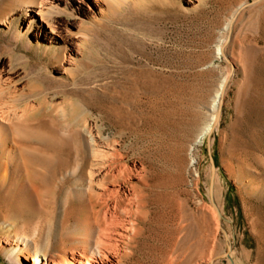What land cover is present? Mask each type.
I'll use <instances>...</instances> for the list:
<instances>
[{
    "label": "rangeland",
    "instance_id": "1",
    "mask_svg": "<svg viewBox=\"0 0 264 264\" xmlns=\"http://www.w3.org/2000/svg\"><path fill=\"white\" fill-rule=\"evenodd\" d=\"M8 1L0 0L1 17ZM82 18L73 31L86 38L72 64L60 60V45L17 33L18 20L0 23L4 101L16 110L31 106L36 132L25 142L56 155L55 162L35 158L46 173L38 182L49 187L40 204L17 214L0 195V264H26L6 238L46 257L76 242L78 195L91 190L81 176L89 124L146 169V184L138 183L146 204L141 232L123 264L187 261L191 231L213 208L211 157L222 215L215 251L227 252L211 264H264V193L243 187L246 180L264 185V0H129ZM241 48L253 72L244 83L240 65L229 61ZM219 110L209 147L202 132Z\"/></svg>",
    "mask_w": 264,
    "mask_h": 264
},
{
    "label": "bare ground",
    "instance_id": "2",
    "mask_svg": "<svg viewBox=\"0 0 264 264\" xmlns=\"http://www.w3.org/2000/svg\"><path fill=\"white\" fill-rule=\"evenodd\" d=\"M186 1L193 3L197 0ZM128 3L129 0H9L6 14L0 16V23L9 26V22L16 23L18 20L17 33L22 32L23 35L31 32L37 42L44 39L60 45V60L72 64L76 60L75 55L82 51L86 38L85 34L73 31V27H83L82 17H96L99 13L121 8ZM62 14L74 19L60 18ZM222 52H225L224 44L218 47V53ZM238 53L236 63L229 61L232 67L240 65L244 79L241 83H244L253 79V72L247 69L242 48ZM230 76L217 95L219 108ZM4 77L3 67L0 66V195L5 207L23 214L29 208L28 202L40 204L43 196L49 192V187L38 182V178L46 173L35 162L36 156H40L41 161L55 162L56 155L41 153L25 142L36 132L29 126L34 111L31 106L16 110L5 103ZM70 113L73 115L74 110ZM216 118V114L212 116L204 127L203 135L212 130ZM87 127L90 155L81 176L88 181L91 190L78 195L75 221L80 232L72 236L76 242L46 257L28 249H19V244L6 238L4 246L12 249L10 254L22 251L20 254L26 264H123L132 243L141 232L140 223L146 204L143 187L138 183L147 182L145 167L138 161L128 160L114 142H106L95 133L93 126L89 124ZM53 140L59 144L55 137ZM214 185L215 177L211 169L209 192L213 208L205 211L202 224L196 230L192 229V253L181 264H211L214 259L227 255V252L215 251L213 231L221 226L222 215L213 198ZM243 187L249 194L264 193V185L252 180L243 181ZM227 246V251H230L229 242Z\"/></svg>",
    "mask_w": 264,
    "mask_h": 264
},
{
    "label": "water",
    "instance_id": "3",
    "mask_svg": "<svg viewBox=\"0 0 264 264\" xmlns=\"http://www.w3.org/2000/svg\"><path fill=\"white\" fill-rule=\"evenodd\" d=\"M254 1H256V0H254ZM219 117H220V110H219L218 113H217L216 122L214 123L212 130L208 133V136H207V140H208V145H209V147H210V145H211V139H212V138H211V133H212L213 129L215 128V126L217 125V122H218V120H219ZM211 168H212V174H213L214 177H215V164H214V161H213L212 157H211Z\"/></svg>",
    "mask_w": 264,
    "mask_h": 264
}]
</instances>
